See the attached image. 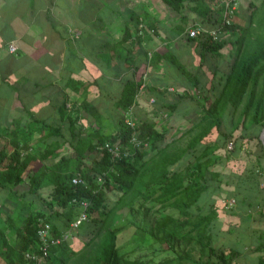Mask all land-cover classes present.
Here are the masks:
<instances>
[{
    "label": "trees",
    "instance_id": "obj_1",
    "mask_svg": "<svg viewBox=\"0 0 264 264\" xmlns=\"http://www.w3.org/2000/svg\"><path fill=\"white\" fill-rule=\"evenodd\" d=\"M162 2L181 14V25L175 35L183 33L188 25V15L184 11L186 8L195 13V20L199 24L210 20V13L214 11L218 17L214 19L216 26L211 29H214L216 34L229 30V33H233L236 37L234 42L238 43L233 60L228 65L219 87L212 89L215 93L211 100L205 105L195 98L200 107L195 111L198 115L197 119L177 135L179 138L200 128L184 149L187 160L181 166L169 168L170 165L177 164L182 157L178 154L169 159L161 157L170 145L166 140L170 126L158 125L148 118H138L134 111L132 118L135 125L130 127L124 122L125 111L135 104V94L141 84L143 72L139 75L136 86H132L129 95L120 98L121 110L113 130L103 131L101 127H93L89 135L92 132L98 133L95 137L86 136L82 131L76 138H72L75 140L66 142L60 126H42L39 129V137H54V139L46 142L43 147L37 144V150L33 154L25 152L21 155L14 150L9 162L2 168V173L0 172V186L10 191L24 181L23 172L32 159L38 158L40 161L52 159V163L46 166V172L40 170L26 174L29 188L27 191L22 190L20 196H24L26 192L34 194L35 208L32 210L20 205L13 245H6L5 238L3 241L5 246L0 251V257L4 260L2 264H34L35 262L25 258L24 252L37 248V229L44 222L50 224L51 234L57 237L62 236L67 230L72 232L76 229L75 236H80L81 226L94 223V227L89 232L92 233L91 236L79 250L89 246L103 230L109 236H114L122 226L110 229L109 224L115 213L123 207L125 199L136 190L139 206L143 207L150 201L152 205L147 206L146 210H151L154 206L159 208L154 214L151 230L153 242L158 247L152 250L167 254L156 261L146 257L145 254L129 258L126 253H119L118 246L110 239V242L98 248L95 264H166L172 259L183 257V254L177 252V247L181 243L185 254L189 253L188 250H191L193 244L198 246L199 258L193 260L197 264H232V257L236 254L233 248L220 250L217 258L213 259L218 247L214 246V233L210 230L212 223L219 219L218 207L214 199L209 203L208 208L198 204L202 194L209 190L213 196H222V205H225L224 200L232 197L238 205L255 209L247 213L246 219L264 224V149L259 139V134L264 128V31L253 39L249 31L256 5L249 1L248 6L253 8L244 25L242 24L241 34L238 35L234 32L239 25L223 24L221 15L226 2L233 5L237 0H162ZM190 3H193V7L189 5ZM139 17L140 15L132 16L133 30L126 31L119 42L126 49L131 46L127 42L130 38H133L132 43L140 44L142 40L148 41L157 34V30L152 25L154 20L148 13L144 12L141 20ZM192 26L196 25L192 24ZM188 39L196 41L200 47L199 62L194 69L195 72L184 70L190 82V90L184 87L182 90L187 98L192 99V92L202 89L197 74L198 69L203 65L209 66L206 64L208 53H220L225 41L222 42L216 35L214 37L209 33H200L195 37L188 36ZM250 42L253 45H249ZM144 56L151 63L155 57L156 59L159 57L154 53L149 55L147 51ZM209 67L212 68L213 76L210 77L212 81L215 73L214 65ZM208 99L205 98L206 101ZM227 104H230L233 113L241 106L238 121L234 124L231 134L239 127L241 132L234 137L232 149L222 154L220 150L223 144L221 146L215 140L204 141V138L211 133L212 128L220 126V116ZM80 107L84 112V118L87 116L97 120L102 116V113L97 112L90 102L83 101ZM173 107V104H169L167 113H175ZM203 123L207 124L204 126ZM44 129L47 130L45 134L42 133ZM74 130V127L70 128L71 132ZM220 134L225 137L224 132ZM132 135L138 140L134 146L130 142ZM245 138L256 139L261 145L259 152H254L255 148L251 147L239 154L241 143H244ZM106 144L111 147L117 146L120 155L114 157L105 147ZM64 148L72 153L64 154L62 152ZM94 148H98L99 156L87 158L88 151ZM224 158L226 163L223 162ZM161 164L162 167L158 169L157 165L161 166ZM145 172L151 173L148 179L144 177ZM75 175H79L83 183L73 184L71 178ZM44 180L47 181L45 185L42 184ZM139 181L142 187L136 189ZM223 189L225 192H221ZM109 192L118 194L115 200L108 198ZM81 201L87 202L85 208L87 217L77 228L71 229V222L82 210ZM40 203L43 205H39ZM166 208L177 210V215L164 212ZM253 213H256L255 217L252 216ZM231 215L241 216L239 212H231ZM242 220L246 226L248 221ZM2 233L4 234L0 229V234ZM248 234L257 241L254 250L259 254L254 264H264V226L253 227ZM58 250H70L69 253H63L61 263L69 261L78 254L67 240L62 238L59 243L50 246L49 253ZM173 252L176 253L175 256ZM49 253L40 264H45Z\"/></svg>",
    "mask_w": 264,
    "mask_h": 264
},
{
    "label": "crops",
    "instance_id": "obj_2",
    "mask_svg": "<svg viewBox=\"0 0 264 264\" xmlns=\"http://www.w3.org/2000/svg\"><path fill=\"white\" fill-rule=\"evenodd\" d=\"M189 5L193 7V3ZM189 10H184L188 15L187 27L175 35L181 25V14L162 0H0V172L14 150L21 155L33 154L37 144L43 147L54 139L39 137L42 126H60L66 142L75 140L72 138L82 131L95 137L98 133L89 135L93 127L110 130L119 117L120 98L129 95L142 72L132 108L138 118H148L158 125L162 119L172 122L170 116L186 125L196 121L189 120L200 109L196 101L194 104L184 101L188 109L180 111L168 90L173 91L179 84L190 90L184 70L195 72L200 47L188 39L187 29L194 24L209 30L216 26L214 19L218 14L212 11L211 19L200 25L195 13ZM144 12L154 20L152 25L157 34L140 44L132 43L130 38L127 42L131 46L124 48L119 42L126 31L133 30L132 16L140 15L141 20ZM10 44L16 47L15 51H9ZM145 51L159 57L151 63L144 56ZM151 98L154 104L150 103ZM83 101L93 104L102 113L101 118H84L80 107ZM169 104L174 105L175 113H167ZM71 127L75 128L73 132ZM46 132L44 129L42 133ZM66 149H62L64 154L72 153ZM94 157L88 153L87 158ZM51 163V158L43 161L34 158L23 172L24 181L10 191L0 186V229L4 232L0 234V251L5 246L4 238L6 245H13L20 205L34 208V194L26 192L20 196L22 190L29 188L26 174L46 172ZM69 251L50 252L45 264H91L82 257L90 250H74L78 254L61 263L63 253ZM118 252L129 258L145 253ZM192 259L176 258L166 264H191ZM3 261L0 257V264Z\"/></svg>",
    "mask_w": 264,
    "mask_h": 264
},
{
    "label": "rangeland",
    "instance_id": "obj_3",
    "mask_svg": "<svg viewBox=\"0 0 264 264\" xmlns=\"http://www.w3.org/2000/svg\"><path fill=\"white\" fill-rule=\"evenodd\" d=\"M240 1L241 4L238 2ZM237 2L239 4H234L235 9L233 11L232 16L229 19V23H235L238 24L236 31L234 34H241V28L242 24L244 25V22L246 21L247 17L249 16L250 10L253 7H250L246 4L248 1H251L253 4L256 5V8L254 9V12L252 14V24L250 26L249 31L251 32V35L253 36L251 39L254 38L257 34L264 31V0H238ZM243 1V3H242ZM242 5V6H241ZM202 33V32H201ZM216 36L220 38V40L223 42L225 41L223 49L220 51V53H208V62L206 64L214 65V78L211 81L212 74V68L209 66L203 65L201 68V71L198 72L201 82L202 89H197L196 91H193V97L187 98L186 94L183 92L181 85L179 84L176 87H172L173 91L168 90L172 93L171 99L174 100V104L177 105V107L180 109V111H183L184 109H188L187 105H184V101L188 104H194L195 98L199 100V102L204 103L207 105L209 101L212 98V95L215 93L212 91L213 87L217 88L219 87L220 81L223 78V75L228 69V65L233 60V56L235 53V50L237 48L238 43H235L236 37H234L233 33H229V30H223L221 33H217ZM250 39V40H251ZM255 43V40L253 41V44ZM251 42L249 45H253ZM245 45V42L243 43ZM210 63V64H209ZM169 88V87H168ZM205 98H209L207 101ZM150 103L154 104V100ZM186 103V104H187ZM241 107V106H240ZM240 107L236 112H232L230 104L226 105L225 110L223 111V114L220 116L221 124L220 126L214 127L211 130V133L204 138V141H210L215 140L219 144H223V147L221 148L222 154L226 153V151H229L232 149L233 146V139L235 136H237L241 129L240 127L234 131L233 134H231V130L233 129L234 124L238 121V112L240 110ZM197 108L199 106L197 105ZM186 109V110H187ZM163 113V112H162ZM162 115V114H161ZM165 115V114H164ZM162 115V118H167ZM172 117V122H167L162 119L160 125L163 126H170L169 134L167 135V139L170 143L165 153L161 155V157H166V159H169L171 157H175V155L178 154V156H181L177 164L170 165L169 168H175L178 166H181L186 160L187 156L184 152V149H186L188 143L193 138V135L199 131L200 128L195 129L194 131L181 136L177 138V135L179 132L184 130L188 125L183 123V121H177L174 116ZM192 119H197V115H192L189 120L192 121ZM174 122H177L174 123ZM171 125H168L170 124ZM174 123V124H173ZM189 124V123H188ZM204 124V123H203ZM202 124V125H203ZM207 123L204 124V126ZM166 126V127H167ZM114 128V125L111 126L110 130ZM224 132L225 137L222 136L220 133ZM175 138L173 141L172 139ZM242 142V141H241ZM244 143H241V152L246 151L247 149L254 147V152H259L260 150V144L257 143L256 139H243ZM90 156H99L98 148H94L90 150ZM184 157V158H183ZM233 159V158H231ZM225 158L223 160L225 162ZM232 162V160H231ZM160 164V163H158ZM162 167L160 165H157V168L159 169ZM151 170V168H150ZM149 170V171H150ZM151 173H144L145 179H148V176ZM98 180H100L98 178ZM44 183L47 182L46 180L43 181ZM142 187L141 182L139 181L138 184H136V189H139ZM225 192L223 189L221 192ZM228 192V191H227ZM108 198L110 200H115L118 196L115 192H109ZM222 196H213L211 191L204 192L198 201L199 206H203L204 208H208L209 203L214 199L216 200V204L219 211V219L212 223L210 232L214 233V246L218 247V249L215 252V255H213V259L215 260L217 258V254H219L220 250H228V248H233L236 251V254L232 257V264H254L256 263L257 259L256 256L259 254L257 251L254 250V245L256 244V240L253 237H250L248 233H250V230L255 227L259 228L264 226V224H258L255 220H247L246 216L247 213L255 211V209H250L246 206L238 205L237 202H235L233 205H222ZM232 197H229L227 199H231ZM225 202V201H224ZM34 202H32V205ZM43 205V203H40L39 205ZM152 203L150 201L146 202L143 207L139 206L138 204V196H137V190L132 192L126 199L125 203L123 204V207L120 208L115 215L112 218V221L109 224V228H115L122 226L121 229H119L114 236H109L107 233L104 232V230L99 234L97 238L94 239V241L87 247H84L82 250H90V252L86 255L83 254L82 257L87 259L88 262L92 264L94 262V259L98 255V248L102 244H107L110 242V239H112L115 244L118 246V250H130L131 248H135L136 250H144V254L147 257H151L152 260H159L167 253L158 251V250H152L153 248H157L158 245H156L153 242L151 230L153 229V223H154V217L156 214L155 212L159 209L158 206L151 207V210H146L147 206H151ZM133 206V207H131ZM25 208V206H23ZM132 209H131V208ZM35 208V207H34ZM33 208V210H34ZM130 208V209H129ZM41 209V208H40ZM129 210V211H128ZM164 212L177 215V210L172 208H166L164 209ZM232 213L239 212L241 216L231 215ZM253 217L256 216V213H253ZM247 220V224L245 226V223L243 224V220ZM94 223H88L87 225H83L80 227V236H75L74 232L76 230L70 232L67 236V242L68 244L75 250H79L84 243L87 242L88 238L91 236L92 233L90 232V229L94 227ZM249 226L247 229L246 227ZM86 234V235H83ZM184 244V243H183ZM245 244H248L246 247ZM250 244V245H249ZM252 244V245H251ZM186 245V244H184ZM182 243L177 247V252L183 254V257L180 259L183 261L185 257H190V259L193 258H199L198 253V246L196 244H193L191 247V250H188L189 253L185 254L184 250H182ZM187 248V245L185 246ZM174 256L176 255L175 252ZM147 254V255H146ZM171 255V254H170ZM81 256V255H80ZM144 256V257H145ZM49 258V256H48ZM176 258V257H175ZM175 260V259H174ZM173 261V259H172ZM194 264L195 262L193 259L191 260ZM170 262V261H169ZM191 263V264H192ZM179 264V263H176ZM181 264H184L181 262ZM196 264V263H195Z\"/></svg>",
    "mask_w": 264,
    "mask_h": 264
},
{
    "label": "built area",
    "instance_id": "obj_4",
    "mask_svg": "<svg viewBox=\"0 0 264 264\" xmlns=\"http://www.w3.org/2000/svg\"><path fill=\"white\" fill-rule=\"evenodd\" d=\"M234 9H235L234 4L230 5L228 2L225 4L223 12H222V23L223 24L229 23V19L233 14ZM201 32L209 33L213 35L214 37L216 35V31L214 29L207 30L204 27H201L199 25H196L194 27H190L187 29V35L189 37H195ZM8 49L10 52H13L15 51L16 47L13 44H10ZM151 101H153L152 98H151ZM132 108H133V104L130 107H128V109L125 111V114H124V122L130 127H133L135 125V122L132 118ZM130 142L133 144V146L138 143V140L136 139L135 135L131 136ZM105 147L107 148L109 152L112 153L114 157H118L120 155V151L117 146L111 147L108 144H106ZM71 182L73 184H79V183H83V180L79 175H75L71 178ZM224 201L223 202L225 206L226 205L230 206L235 203V200L233 198L226 199ZM81 206H82V210L80 211L78 216L74 219V221H72L70 224L71 229L77 228L87 217L86 212H85V208L87 207V202L81 201ZM69 233H70V230H67L60 237L53 236L51 234L50 224L48 222L41 223L37 229V237H38L37 248L33 251L24 252L25 258L35 262L34 264H40L42 260L48 255L50 246L59 243L61 241V238L67 239V236Z\"/></svg>",
    "mask_w": 264,
    "mask_h": 264
},
{
    "label": "water",
    "instance_id": "obj_5",
    "mask_svg": "<svg viewBox=\"0 0 264 264\" xmlns=\"http://www.w3.org/2000/svg\"><path fill=\"white\" fill-rule=\"evenodd\" d=\"M259 139L262 143L263 149H264V128L261 130L260 134H259Z\"/></svg>",
    "mask_w": 264,
    "mask_h": 264
}]
</instances>
